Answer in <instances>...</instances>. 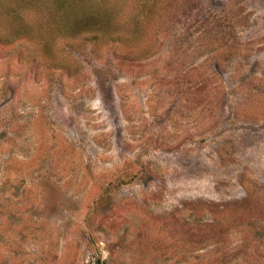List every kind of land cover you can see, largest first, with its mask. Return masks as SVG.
Returning a JSON list of instances; mask_svg holds the SVG:
<instances>
[{"label": "rangeland", "instance_id": "374dc122", "mask_svg": "<svg viewBox=\"0 0 264 264\" xmlns=\"http://www.w3.org/2000/svg\"><path fill=\"white\" fill-rule=\"evenodd\" d=\"M52 1L0 17V264H264V0Z\"/></svg>", "mask_w": 264, "mask_h": 264}, {"label": "trees", "instance_id": "16d2710c", "mask_svg": "<svg viewBox=\"0 0 264 264\" xmlns=\"http://www.w3.org/2000/svg\"><path fill=\"white\" fill-rule=\"evenodd\" d=\"M87 0L86 2L89 4H91V1ZM11 0H0V10L4 9L2 12H0V17H2V13L4 12L6 15V20L8 21V19H11V26L14 24V21H16L17 23H24L25 20L23 18V16L19 13L22 9H24L26 6H29L30 3H37V0H16V3L19 7H11L8 5V3H10ZM71 2H74V0H55L52 1L50 4H48L47 9L49 10V14L48 16L51 17L52 15H56L61 13L62 15H64L66 17V19H68L69 17H71L74 12V8L73 5L71 4ZM79 2V1H78ZM12 3V2H11ZM53 6H55V9L53 8ZM149 7V5L147 6ZM53 8V9H52ZM59 12V13H57ZM44 12L42 11V14ZM54 13V14H53ZM12 18H11V17ZM4 17H2L3 19ZM1 23V20H0ZM12 29V28H11ZM96 264H100V262L96 263Z\"/></svg>", "mask_w": 264, "mask_h": 264}]
</instances>
